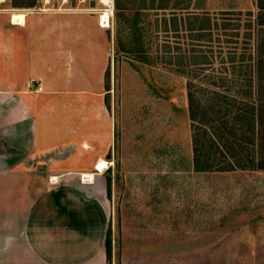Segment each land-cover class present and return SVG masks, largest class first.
I'll return each mask as SVG.
<instances>
[{"label":"rangeland","instance_id":"374dc122","mask_svg":"<svg viewBox=\"0 0 264 264\" xmlns=\"http://www.w3.org/2000/svg\"><path fill=\"white\" fill-rule=\"evenodd\" d=\"M72 1L85 15L42 16L33 47L40 58L57 51V88L68 51L75 68L101 86L112 139L102 158L107 168L90 167L88 183L101 187L108 203L106 264H264V171L196 170L188 101L189 88L201 104L213 91L220 100L226 89L233 94L226 80L241 72V62L247 80L255 74L256 61L264 60L255 48L264 46V28L257 32L256 25L264 0H193L189 9L185 0ZM160 2L178 7H152ZM105 9L108 28L99 25ZM187 12L208 13L230 27L197 41L198 33L184 26ZM206 60L211 64L199 63Z\"/></svg>","mask_w":264,"mask_h":264},{"label":"crops","instance_id":"0c3cea01","mask_svg":"<svg viewBox=\"0 0 264 264\" xmlns=\"http://www.w3.org/2000/svg\"><path fill=\"white\" fill-rule=\"evenodd\" d=\"M70 1L0 0V264H106L108 203L83 177L112 139L101 86L67 50L57 88V51L33 47L42 16L85 15Z\"/></svg>","mask_w":264,"mask_h":264},{"label":"trees","instance_id":"16d2710c","mask_svg":"<svg viewBox=\"0 0 264 264\" xmlns=\"http://www.w3.org/2000/svg\"><path fill=\"white\" fill-rule=\"evenodd\" d=\"M192 1L185 0L183 8L189 9ZM152 7L175 11L178 4L173 3L170 6L167 3L161 4L160 2L158 6L152 5ZM257 7L259 9L256 18L257 32H261L264 28V19L261 21L264 18V14H261L264 13V5L258 1ZM219 21L218 17H210L208 13L195 14L187 12L183 19L187 31L198 33V36H195L197 41H211L214 28L225 30L230 27L223 22L219 23ZM261 43L262 41L259 44L261 45ZM259 44L257 43L255 48L257 53L259 52L258 54L262 56L264 55V46L261 47ZM201 52L202 50H200V55ZM200 57L206 59L205 55ZM199 63L211 64L208 60ZM242 64L243 62L237 67V71L241 70V72H234V77L226 80L230 85L229 87L236 91L231 94V91L226 89L225 92H222L223 97L221 100L214 98L216 92L213 91L211 95L208 93L206 103L201 104L193 97L191 89H188L189 119L194 125H192L193 163L196 170H220L222 172L236 170L264 171V77L261 75L264 60L259 57L256 61V72H254L255 74L252 73L249 80H247L246 73L242 72L244 68ZM221 77L219 79H222ZM213 85L215 86L216 83H213ZM209 89L211 91L212 88ZM211 101L214 103L208 104ZM221 159L226 162V167L220 168V162L219 165H215ZM108 235L107 231L105 237L106 256L110 252Z\"/></svg>","mask_w":264,"mask_h":264},{"label":"bare ground","instance_id":"6f19581e","mask_svg":"<svg viewBox=\"0 0 264 264\" xmlns=\"http://www.w3.org/2000/svg\"><path fill=\"white\" fill-rule=\"evenodd\" d=\"M101 3L103 5H109L110 3V0H100ZM23 20V17L19 14H16L13 16V22L14 23H18V22H21ZM99 22H100V26L102 28H108L110 26V12L109 10H106L101 12L100 15H99ZM107 165L108 163L105 161V160H99L96 164V168L99 170V171H103L107 168ZM84 182H91L93 179H94V176L92 173H87L85 174L84 176Z\"/></svg>","mask_w":264,"mask_h":264}]
</instances>
